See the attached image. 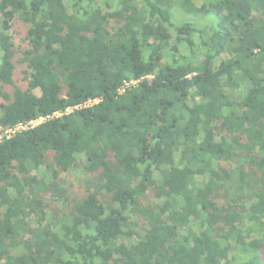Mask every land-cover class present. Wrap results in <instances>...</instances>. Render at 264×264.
Masks as SVG:
<instances>
[{
  "label": "trees",
  "instance_id": "1",
  "mask_svg": "<svg viewBox=\"0 0 264 264\" xmlns=\"http://www.w3.org/2000/svg\"><path fill=\"white\" fill-rule=\"evenodd\" d=\"M89 98L0 144V264H264V0H0V127Z\"/></svg>",
  "mask_w": 264,
  "mask_h": 264
},
{
  "label": "rangeland",
  "instance_id": "2",
  "mask_svg": "<svg viewBox=\"0 0 264 264\" xmlns=\"http://www.w3.org/2000/svg\"><path fill=\"white\" fill-rule=\"evenodd\" d=\"M9 34L12 38V41L14 43V48L17 50V55L15 58V64H16V69H15V76H14V81L16 84L20 86H25L26 81H24L25 74V64L20 62V59L22 57L23 51L27 48L28 46V41L26 39L25 35V27L22 25V23L19 20H15L12 22V27L9 31ZM10 88H7V90H10ZM3 103V100L0 99V105ZM41 173H45V169L41 168L40 169ZM47 174V173H46ZM82 178V173L79 169H74L71 170L70 172L62 173L61 174V180L67 183V186H70V192L72 193V196H76L80 194L83 190L82 185H80V179ZM51 198H48L47 200L49 201ZM51 203L55 205L52 201ZM58 209L59 213L63 210L62 205H59L57 207H53ZM255 237L254 233L251 234V236L247 239L248 242H251L253 238ZM237 249L234 250V252H231L232 258L239 259L242 254H245L244 251L238 250L239 247H236ZM262 256L264 255V252L262 253ZM264 258V257H262ZM236 262V261H235Z\"/></svg>",
  "mask_w": 264,
  "mask_h": 264
},
{
  "label": "built area",
  "instance_id": "3",
  "mask_svg": "<svg viewBox=\"0 0 264 264\" xmlns=\"http://www.w3.org/2000/svg\"><path fill=\"white\" fill-rule=\"evenodd\" d=\"M137 83H138L137 80H131L129 82L127 81V82H125L124 86L119 90V92L121 93L127 87H130L131 85H135ZM100 102H101V98H89V99H87V100H85V101H83L77 105L69 106L63 111H57L50 116H41L39 118L32 119V120H29L26 122L17 123L13 126L0 127V144L2 142H4L5 140H9V139L15 137L17 134H19L23 131H28V130L34 129L35 127L39 126L40 124L44 123L45 121H47L51 118L60 117V116L65 115V114H70L74 111H78V110H82V109H86V108H91Z\"/></svg>",
  "mask_w": 264,
  "mask_h": 264
}]
</instances>
